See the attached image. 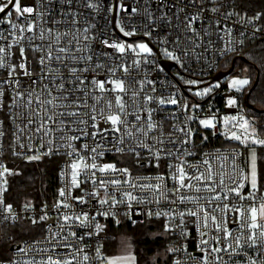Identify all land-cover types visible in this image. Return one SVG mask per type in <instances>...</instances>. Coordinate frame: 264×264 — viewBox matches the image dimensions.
<instances>
[{
  "label": "built area",
  "instance_id": "obj_1",
  "mask_svg": "<svg viewBox=\"0 0 264 264\" xmlns=\"http://www.w3.org/2000/svg\"><path fill=\"white\" fill-rule=\"evenodd\" d=\"M6 2L0 0V4ZM21 5L33 7L34 12L7 18L11 6L0 13V47L7 49L6 67L0 68V164L10 162L5 154L8 139L13 156L59 157L60 184L54 199L12 205V213L0 206V243L6 244L7 253L0 264H48V257L70 264H106L104 244L112 238L110 224L120 218L138 223L150 216L166 221L173 264H251L253 260L264 264V239L244 245L249 209L264 204V186L252 189L243 179L247 147L263 145L252 142L264 140L258 131L261 123L246 112L241 92L231 87L233 74L201 99L191 96L186 83L205 85L218 71L226 70L221 64L229 56L241 54L247 40H264L262 16L257 20V15H237L228 0H21ZM137 39H146L153 52L129 47L130 40ZM116 44H123L125 51L109 46ZM20 48L25 50V61ZM59 48L67 51L61 53ZM49 51L53 59L46 58L40 65L39 58ZM160 54L176 63L171 71L162 65ZM57 55L60 60L55 59ZM21 62L32 75L18 69L10 77L9 68ZM72 68L77 71L72 73ZM101 80L109 82L107 91L101 92L93 83ZM112 80L123 81L125 91H111ZM61 93L67 99L43 103ZM117 96L122 97L123 111L115 104ZM230 98L235 104H228ZM172 99L177 103L168 102ZM68 112L78 115H60ZM117 113L123 124L113 126L106 117ZM46 116L52 120L41 128ZM205 118L215 125H202ZM245 120L247 130L241 128ZM233 133L241 139H234ZM207 140L218 144L199 147ZM84 163L97 167L85 168ZM73 164L80 166L73 169ZM181 164L189 177L203 174V182L186 180L193 187L177 192L174 175ZM104 165H113L114 170L100 172ZM238 183L244 185V199L230 191ZM217 193L221 199H212ZM0 199L8 204L5 191H0ZM201 208L215 215L221 229L232 237L226 239L225 232L210 220L205 227ZM189 210L199 215H188ZM23 220L41 223L42 234L16 241L11 230ZM258 223L264 225V219ZM238 236L242 247L234 243ZM229 244L228 251H210Z\"/></svg>",
  "mask_w": 264,
  "mask_h": 264
},
{
  "label": "trees",
  "instance_id": "obj_2",
  "mask_svg": "<svg viewBox=\"0 0 264 264\" xmlns=\"http://www.w3.org/2000/svg\"><path fill=\"white\" fill-rule=\"evenodd\" d=\"M233 13L244 18L260 14L264 20V0H228ZM243 55L247 60L236 59L235 66L248 67L250 84L241 92V99L244 102L249 93V101L258 109H250L244 104L246 112L261 123L258 131L264 134V40H247L241 54H232L221 66L225 69L231 67L233 59ZM240 61V62H239ZM235 68V70H236ZM235 70L232 74L236 73ZM258 78V84L250 92L251 87ZM6 117L7 137L9 135V123ZM6 139V156L10 158L8 168L16 174L8 175L5 191V199L8 204L21 206L27 203H39L45 199H54L57 195L60 184V158L56 156H40L38 160H30L29 157L13 156ZM218 142L207 140L198 144L203 148L216 145ZM250 146V145H249ZM259 149V159L264 166V145H254ZM127 162H124L125 166ZM264 186L261 184L260 187ZM112 238L104 244V258L114 256L118 252L121 238L129 240L137 264H153L151 256L160 254L157 264H173L170 248V237L166 221L162 218L147 217L143 222L131 223L125 218H120L110 224ZM43 226L41 223H33L23 220L17 223L11 230L16 241L40 236ZM166 232L167 236H154L156 233ZM6 244L0 243V258L6 257L4 251ZM162 254L166 256L162 261ZM106 263V262H105ZM156 264V263H155Z\"/></svg>",
  "mask_w": 264,
  "mask_h": 264
},
{
  "label": "snow or ice",
  "instance_id": "obj_3",
  "mask_svg": "<svg viewBox=\"0 0 264 264\" xmlns=\"http://www.w3.org/2000/svg\"><path fill=\"white\" fill-rule=\"evenodd\" d=\"M9 5L13 6L15 13L18 14L19 16H24L25 14H32L34 12V8L33 7L22 6L21 5V0H7L6 3L0 4V13H5L6 9L9 8ZM212 11H216V9L213 8ZM6 15L10 17L12 15V11H8L6 13ZM192 19H195V17H193ZM254 19H257V20L260 19V14H258L256 17H254ZM0 22H2V21H0ZM12 27L16 28V25L12 24ZM21 31H24V29H21ZM27 31H29V32L33 31V26L29 25L27 27ZM49 32H51V29H49ZM125 34L127 35L128 33H125ZM21 38H23V37H21ZM41 38H43V37H41ZM109 46L110 47H116L117 50L119 52H121V53H123L125 51V46L123 44H116V45H109ZM129 47H131V45H129ZM138 47H139V49L142 52H145V53H149L151 51L146 44H140V45H138ZM58 51L63 53L65 51H67V50L65 48H59ZM0 54H3V55H0V68H4V67H6V64H5V61H4L3 57L7 55V49L4 48V47H0ZM169 55H171V53H169ZM20 57H21L22 61L27 60V57L25 56V50L23 48H20ZM46 58L48 60L53 59L51 51L46 53V57L42 55L39 58V64L40 65H44ZM55 59L56 60H60V56L57 55L55 57ZM18 69L22 70V72H23V74L25 76H31L32 75V72L29 71V66H27L26 63H24V62H21L18 65H12L9 68L8 75L11 77L14 73L17 72ZM124 70L127 71L126 68ZM71 71H72V73H75L77 71V69L76 68H72ZM44 75H45L44 74V69L41 68V76H40V78L43 79ZM77 79H80V78L77 77ZM16 83H18V81H16ZM81 83H83L82 80H81ZM93 83L96 85V87L101 92H104V91L108 90V89L105 88L106 83H109L108 81H103V80H101V81H93ZM110 83L113 85V88L111 89V91H116V92H124L125 91L123 81H121V80H112ZM190 83H193V82H190ZM248 83H249V81L247 79H238V80H233L232 81L233 87H235L237 85L243 86V85H246ZM45 88H47V85H45ZM59 88L63 89L64 85L61 83L59 85ZM209 90L210 89H205V93L207 91H209ZM48 94L51 95V91L50 90H49ZM0 95H3L2 89H0ZM17 95H20V94L18 93ZM197 95H201V93H197ZM60 98L67 99V97H63V93H61L60 97H53V99H47V100L43 101V103L48 104V105H53V100L54 99H60ZM148 99L150 100L151 97H149ZM28 102H29V104H31L32 101L29 100ZM37 102L40 103L39 98H37ZM168 102L172 103V104L177 103V101L175 99H172V100H170ZM160 103L163 104V103H165V101L161 100ZM115 104L121 111H123L125 106H124V104L122 102V97L117 96L116 99H115ZM229 104L230 105L235 104V101L234 100H230ZM111 106H112V103L109 102V107H111ZM185 107H187V106H185ZM65 114L69 115V116L78 115L77 112L60 113V115H65ZM92 119H95V117H92ZM137 119H139V117H137ZM232 119H235V117H233ZM50 120H52V117L51 116H46L45 119H44V122L41 124V128H43L44 125L47 123V121H50ZM106 121L110 122L113 126H119V125L123 124L121 116L118 113L117 114L108 115L106 117ZM201 123L204 124L205 126H211V121H201ZM151 127H152V125H149V128H151ZM248 127H249L248 121L245 120L243 122V124L241 125V128L247 130ZM39 130L40 129L38 128L37 131H39ZM114 130L115 131H119L120 128L119 127H115ZM0 135H3V133L0 132ZM233 138L237 139V140L241 139V137L240 136H236L235 133H233ZM70 139L75 140V139H78V137H71ZM246 139H248V137H245V140ZM252 142L253 143H259V144H264V140H255V139H253ZM85 147H87V146H85ZM92 151L95 152L96 150L92 149ZM157 158H159V157H157ZM29 159L30 160H38V159H40V157L37 156V155H33V156L29 157ZM81 163H83V161H81ZM205 163H207V161H205ZM79 166H80L79 164H73L72 165L73 169H77ZM84 167L85 168H89L90 167V168L95 169L97 167V165L95 163H92L91 165L84 163ZM0 169H2V170H0V180H2V184H0V191H6L7 189H6L5 186L8 183L6 177L8 175H13V174H16V173H13L6 165H3V164H0ZM108 170H114V166L113 165H104V166H101L99 168L100 172H105V171H108ZM122 171L126 172L127 170L124 169ZM160 179H163V177H160ZM174 179L177 180V182L179 184V188L176 189V191L178 192L180 189H183V188L191 189L193 187L191 182L186 184L185 183L186 180L191 181V180L194 179L196 181L203 182V174H201L200 176L189 177L187 175V173L185 172L183 165L181 164V165L176 167V174L174 175ZM209 179H211V175H209ZM243 179L244 180H248L250 182L252 189H256V187H257V172H256V155H255V151L254 150L252 152V156H251V160H250V171H249V174L247 176H244ZM73 183L74 184L76 183L75 177L73 179ZM101 183H103V181H101ZM113 183H118V181H113ZM220 183L223 184V180L222 179L220 180ZM243 186L244 185L242 183H238L236 185V187L230 189V191L234 192L237 196H240L241 199H244L245 197L241 196V189L243 188ZM146 187H151V186H146ZM207 187H208L209 191H215V189L212 188L211 186H207ZM155 188H156L157 191H159L160 185H156ZM195 190L197 192H199L200 188L196 187ZM60 195L64 196L65 195L64 191H61ZM127 195H128L130 200L131 199H135V197H132L131 194H127ZM226 198L227 197H225V199ZM179 199H180L181 202H183L186 199V197L182 195V196L179 197ZM187 199H192V198L191 197H187ZM212 199L220 200L221 196L217 193L216 195H214L212 197ZM106 202L107 201H103V200L101 201V203H106ZM0 206H3L4 211H6L8 213H12V205L11 204H4L2 199H0ZM64 206L67 207V205H64ZM26 207H27V205H26ZM224 207L227 208V205H225ZM236 211L240 212L239 209H236ZM200 212L204 213V215H203V223H204L205 227L207 226L208 221L210 220L212 222V224L215 225V227L218 230H223L225 232V238L226 239L232 237L231 232L227 231L226 229H221V225H220V223L217 222V217L215 215H210L205 208H201ZM187 214L191 215V216H198L199 215L198 212L191 211V210H189ZM180 215L183 216L184 213H180ZM241 215H244V214L241 213ZM4 219H8V217L5 216ZM64 219H65V221H67L69 219V217L66 216V217H64ZM77 219H79V217H77ZM84 219L87 220V216L86 215H85ZM248 219L250 220V223L247 224V228L249 229V232L247 234V238H246V240L244 242V245H247L249 242L251 244L255 245L257 243V238L258 237L261 238V239H264V225H261L260 223H258V219H264V204H261L259 206V208L250 207L249 212H248ZM33 222L35 223V221H33ZM81 222L83 223V221H81ZM97 227H99V225H97ZM201 243L202 244H206L207 241L206 240H202ZM234 243H235L236 247L244 246V245L241 244V238L239 236L234 238ZM231 246L232 245L229 244L227 247H224V248L213 247V248L210 249V251L213 252V253H219L221 251H228V248H230ZM201 251L203 252L204 249L201 248ZM85 259H87V257H85ZM117 259L118 260H132L133 264H134V259L135 258L134 257H120V258H117ZM48 264H70V262L66 261L64 259L53 260L52 257H48ZM109 264H115V261L110 260ZM177 264H179V261H177ZM251 264H255V261L253 260L251 262Z\"/></svg>",
  "mask_w": 264,
  "mask_h": 264
},
{
  "label": "rangeland",
  "instance_id": "obj_4",
  "mask_svg": "<svg viewBox=\"0 0 264 264\" xmlns=\"http://www.w3.org/2000/svg\"><path fill=\"white\" fill-rule=\"evenodd\" d=\"M9 11H12V14L14 16H18V14H16L14 11L13 6L11 7V9ZM8 17L9 16H7V18ZM129 43L133 48H136L139 51H141V50L139 49L138 45L146 44L148 46V48L151 50L149 53H146V54H150L153 52V47L150 45V43L146 39L130 40ZM143 53H145V52H143ZM165 55H168V54L165 53ZM235 72L236 73H234L233 75L230 76L231 77L230 85L235 90H237L239 92H243V91H245V89L250 84L248 67L247 66L238 67V68H236ZM238 79H247L249 81V83L246 85H243V86L237 85V86L233 87L232 81L238 80ZM190 82H193V83H190ZM186 83H187V85L190 86V87H188V92L191 94V96L197 97L199 99L204 98L208 95H211L213 93L214 89L219 85L218 81H214L208 85H203V86L199 85V83H196L194 81H187ZM205 89H210V90L205 93ZM197 93H201V95H197ZM230 100H234V99L230 98L228 100V104H229ZM202 121H211V126H206V127H213L215 125V123L212 119H206L205 118ZM202 125H204V124H202ZM253 150L255 151V155H256L257 186H260L261 184H264V166L262 165V162L260 161L259 156H258L259 149H258V147L254 146V145H250L247 147V175L249 174V171H250V160H251ZM249 184H250V182H249ZM158 235L167 236L166 232L165 233L164 232L156 233L154 236H158ZM120 240H121V242H120V245L118 248L119 250H118L117 254L114 256L106 257V259H105L106 264H109L110 260L115 261V264H133L132 260H118L117 259L120 257H134L135 258V255L133 253L132 246H131L129 240H127V238H124V237L121 238ZM159 256H160V254H155V255L151 256V262L153 264H155V263L157 264ZM162 257H163L162 261H164L166 256L164 254H162ZM134 264H137L136 258L134 259Z\"/></svg>",
  "mask_w": 264,
  "mask_h": 264
},
{
  "label": "water",
  "instance_id": "obj_5",
  "mask_svg": "<svg viewBox=\"0 0 264 264\" xmlns=\"http://www.w3.org/2000/svg\"><path fill=\"white\" fill-rule=\"evenodd\" d=\"M12 5H9V8L11 7ZM8 8V9H9ZM6 9V11L8 10ZM160 61L162 63V65L168 70V71H171L172 67L176 65V63L173 61V60H168V59H165L163 58V56L160 54ZM244 59V60H247L245 56L243 55H238L237 57H235V59H233V63L231 65L230 68L226 69V70H220L218 71L214 76H213V79L211 81H209L208 83H205V85H208L210 84L211 82H214V81H220L222 78L226 77V76H229L230 74L233 73V71L235 70L236 66H235V61L236 59ZM258 84V78L256 79V81L254 82L253 86L251 87L250 89V92L255 88V86ZM245 104L248 108L250 109H253V110H257V111H262L261 109H258L257 107H255L253 104L250 103L249 101V93L247 94L246 98H245Z\"/></svg>",
  "mask_w": 264,
  "mask_h": 264
}]
</instances>
